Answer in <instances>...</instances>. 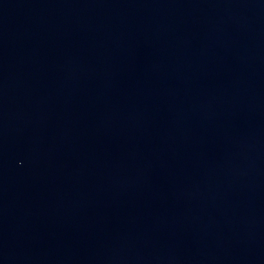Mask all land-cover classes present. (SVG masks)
Here are the masks:
<instances>
[{
	"label": "water",
	"instance_id": "obj_1",
	"mask_svg": "<svg viewBox=\"0 0 264 264\" xmlns=\"http://www.w3.org/2000/svg\"><path fill=\"white\" fill-rule=\"evenodd\" d=\"M0 264H264V0H0Z\"/></svg>",
	"mask_w": 264,
	"mask_h": 264
}]
</instances>
